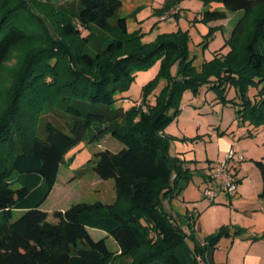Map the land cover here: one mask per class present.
Instances as JSON below:
<instances>
[{
    "label": "trees",
    "instance_id": "trees-1",
    "mask_svg": "<svg viewBox=\"0 0 264 264\" xmlns=\"http://www.w3.org/2000/svg\"><path fill=\"white\" fill-rule=\"evenodd\" d=\"M200 1L225 8L205 11L206 25L228 12L243 16L226 41L230 52L196 67L183 32L152 45L138 33L130 36L120 0H0V78L12 53H22L1 99L0 264H215L220 236L204 243L193 238L191 248L192 236L164 209L190 179L183 161L169 155L164 130L179 116L184 92L203 87L226 104H235L227 99L235 87L242 116L264 124V99L252 104L247 96L250 85L264 83V0ZM219 28L210 26V35ZM157 61L159 73L143 87L141 107H117L129 100L136 73ZM161 78L168 84L151 104ZM108 136L121 151L95 153L88 165L101 179L114 180L117 200L44 211L65 155L85 140L95 144ZM256 165L264 200V160ZM15 212L21 215L11 221ZM91 229L112 238L120 254L105 239L94 240Z\"/></svg>",
    "mask_w": 264,
    "mask_h": 264
},
{
    "label": "rangeland",
    "instance_id": "rangeland-1",
    "mask_svg": "<svg viewBox=\"0 0 264 264\" xmlns=\"http://www.w3.org/2000/svg\"><path fill=\"white\" fill-rule=\"evenodd\" d=\"M120 1L123 3L120 16L127 19L129 35L140 34L144 45L155 44L164 35L183 32L188 36L189 59L196 67L213 60L218 52H221L218 55L221 57L231 50L226 45L223 31L218 29L210 35V26L203 22L205 11L225 10L222 3L205 4L200 0ZM173 1L177 4L168 7ZM168 14L170 17L166 18ZM227 16V24L233 27L243 13L228 12ZM21 59L22 53L17 50L4 64L0 78V111L1 99L11 89ZM159 69L160 61H157L148 70L138 71L130 91L126 93L130 103L120 100L116 106L130 109L131 103L138 101L136 107L139 108L143 87L157 77ZM177 71L176 63L171 69L172 75L175 76ZM167 84L166 79H159L148 97L149 103L156 102ZM263 87L264 83L248 87L247 96L252 104L264 99V94H261ZM227 99H235V104L223 103L215 90L204 87L197 94L191 90L184 92L179 116L165 128L164 135L169 155L183 161L184 168L189 169L190 179L181 195L166 201L165 210L172 211L176 222L179 221L184 231L192 236L188 237L191 248H194L193 238L204 243L209 237L220 236L214 251L215 264H264V200L258 196L262 181L256 165V161L264 160V124L256 125L247 114L242 116L239 112L242 98L235 87L227 89ZM230 141H236L235 149L245 157V161L236 168L239 190L233 196L222 191L213 202L205 198L204 190L220 187L211 173L222 160ZM121 147L123 145L110 136L99 143L91 144L85 140L73 147L64 157L56 187L43 209L53 211L77 203L113 204L117 200L114 180L101 179L94 172L93 164L88 163L95 153L106 150L118 153ZM202 174H205L204 178ZM228 196L233 197L232 204L226 201ZM20 215L15 212L11 221ZM90 232L94 240L105 239L109 249L115 255L120 254L116 242L103 231L91 229Z\"/></svg>",
    "mask_w": 264,
    "mask_h": 264
},
{
    "label": "built area",
    "instance_id": "built-area-1",
    "mask_svg": "<svg viewBox=\"0 0 264 264\" xmlns=\"http://www.w3.org/2000/svg\"><path fill=\"white\" fill-rule=\"evenodd\" d=\"M177 13V12H176ZM169 14L166 18H169ZM124 103H130L128 99L124 100ZM138 103H131L132 107H136ZM139 105V104H138ZM142 110L146 112L147 106H143ZM245 161L244 155L238 152L235 148H230L225 157L213 168L211 176L220 183V187L215 189L213 187L205 188V198L216 202L220 192L224 191L230 196L238 193L239 181L237 180L236 168Z\"/></svg>",
    "mask_w": 264,
    "mask_h": 264
},
{
    "label": "crops",
    "instance_id": "crops-1",
    "mask_svg": "<svg viewBox=\"0 0 264 264\" xmlns=\"http://www.w3.org/2000/svg\"><path fill=\"white\" fill-rule=\"evenodd\" d=\"M233 14V13H232ZM228 19H229V17L227 16V19H225V20H220V21H215V22H212V23H210L209 24V26H212V27H220L219 29L221 30V31H223V33H224V36H225V40L227 41L229 38H230V36H231V33H232V30H233V28H234V26L235 25H233V27H230L228 24H227V21H228ZM236 24V23H235ZM235 144H236V141H230L229 143H228V146H227V148H226V151H225V153H224V155H223V157H222V159L225 157V155H226V153L228 152V150L230 149V148H235ZM122 148V147H121ZM205 177V174H202V178H204ZM261 181H262V178H261ZM55 187H56V185H55ZM55 187H54V189H55ZM262 188H263V183H262V185H261V190H260V192L258 193V196H259V194L261 193V191H262ZM53 189V190H54ZM53 192V191H52ZM52 194V193H51ZM50 197V196H49ZM229 197V196H228ZM232 199H233V197H229L226 201L228 202V203H230V204H232ZM165 203H166V201L164 202V209H165ZM263 203V202H262ZM73 204H71L70 206H65V207H58V208H56V209H53V211H48V210H44L43 209V206H42V209L44 210V211H46V212H49V213H52V212H54V211H65V210H67V209H69L71 206H72ZM60 206V205H59ZM168 213H170L173 217H174V215H173V213H172V211L170 212V211H168ZM182 222V221H181ZM178 223H179V221H178ZM190 223H192V222H190ZM180 225H181V223H179ZM182 228H183V226H182ZM184 229V228H183ZM106 234V233H105ZM107 235V234H106ZM117 244V243H116ZM119 247V246H118Z\"/></svg>",
    "mask_w": 264,
    "mask_h": 264
}]
</instances>
